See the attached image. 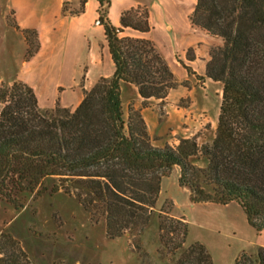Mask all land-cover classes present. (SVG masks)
Returning a JSON list of instances; mask_svg holds the SVG:
<instances>
[{"label": "trees", "instance_id": "1", "mask_svg": "<svg viewBox=\"0 0 264 264\" xmlns=\"http://www.w3.org/2000/svg\"><path fill=\"white\" fill-rule=\"evenodd\" d=\"M71 1L63 4L64 16L84 13L87 0ZM97 1L114 71L85 91L75 109L42 108L23 81L0 88V206L10 204L18 213L46 191L73 195L93 224L105 221L109 238L130 235L139 258L146 254L143 235L156 214L161 258L214 264L204 244L185 245V218L157 211V201L163 178L178 166L179 184L190 189L192 202H237L248 223L264 232V0L196 1L192 23L222 41L211 50L205 73L222 84V100L212 141L200 145L196 137L183 138L176 147L155 146L140 110L131 104L126 117L123 108L122 82L138 88L143 105L165 99L178 84L152 40L122 35L125 29L151 30L147 7L124 10L117 27L108 17L111 0ZM22 31L30 59L40 48L38 31ZM200 160L206 164H196ZM48 178L58 183L48 188ZM4 237L16 247L15 264L21 257L30 264L19 242ZM235 264H264V246L242 253Z\"/></svg>", "mask_w": 264, "mask_h": 264}, {"label": "crops", "instance_id": "2", "mask_svg": "<svg viewBox=\"0 0 264 264\" xmlns=\"http://www.w3.org/2000/svg\"><path fill=\"white\" fill-rule=\"evenodd\" d=\"M0 1L3 2L0 12V31L2 30L0 40L4 42V47L6 48L7 43L9 47L12 46L15 39L12 27L5 23L8 12H13L14 22L20 30H37L40 41L38 52L30 59H26L24 55L27 43L20 32L22 37L18 38L23 52L14 56L11 54L15 62L20 63L19 69L14 78L8 82H1L0 88L15 81H23L33 88L42 108H53L55 104H59L75 109L85 95L81 94L78 87L80 79L91 80L112 75L114 65L105 41L103 26L98 22L97 0H87L84 13L71 17L62 13L64 2L70 0ZM196 1L111 0L108 17L117 27L120 26V16L124 10L138 6L147 7L151 30L140 33L125 29L122 35L152 40L170 65L177 80L189 82V86L184 89L171 90L165 99H148L147 105H143L144 99L134 84L128 82L121 84L123 108L127 106L128 109L132 104L135 109L140 110L153 144L157 147L165 145L176 147L181 139L191 137H196L199 142L203 139L201 143L204 144L210 143L218 125L222 85L208 78L205 73L211 49L221 46L222 41L192 23L190 17ZM189 51L193 52L192 59L188 58ZM186 67H190L192 72ZM196 76H200L201 79H194ZM63 86H69L71 90L68 92L65 89L64 91H67L64 93L65 96L62 94L58 99V88ZM84 87L88 91L93 86ZM188 95L191 96L192 103L185 108L180 100ZM206 123L210 124V128H204L206 133H203L202 128ZM196 164L204 166L206 162L200 160L196 161ZM179 177L180 168L176 166L163 178L157 207H162L165 202L170 201L173 206L170 214L184 217L188 222V236L195 220L189 217L186 209L206 208L211 212L224 214L222 210L229 206H239L237 202L225 205L192 202L190 189L179 184ZM220 207L223 209H218ZM260 235L264 236V232ZM259 246H264V241L259 242Z\"/></svg>", "mask_w": 264, "mask_h": 264}, {"label": "rangeland", "instance_id": "3", "mask_svg": "<svg viewBox=\"0 0 264 264\" xmlns=\"http://www.w3.org/2000/svg\"><path fill=\"white\" fill-rule=\"evenodd\" d=\"M2 3L0 1V12L3 8ZM5 23L12 27L15 39L12 41V46L9 47V43H7L6 48L4 42L0 40V78L5 76L0 79V84L8 82L9 79L16 76L20 63H16L13 56L23 52L18 36L22 37L23 35L25 38L23 31L14 22L13 12H8ZM1 32L2 30L0 34ZM190 53L193 54V52ZM25 56L26 53L24 58ZM99 79H80L78 87L81 94H85V85L87 87L94 86ZM194 79L200 80L201 77L196 76ZM177 81L178 84L173 89H184L189 86L188 81ZM219 85L222 84L219 83ZM58 89V99L62 94L71 90L69 86ZM65 89L67 91H64ZM180 103L185 108L190 106L191 96L182 97ZM1 106L0 102V108ZM124 112L127 117L129 114L127 106H125ZM204 128H210V124L206 123L202 128L203 133H206ZM203 138L205 139V137ZM202 140L199 142L197 139V142L203 145ZM56 183H58L56 178L46 180L48 188ZM161 208L170 211V213L173 210L169 201L165 202L162 207H157V210ZM185 211L190 218L195 220L191 225L190 235L185 245L189 246L197 241L204 244L210 252L214 264H235V260L242 253L254 254L259 247V242L264 241V236L258 234L248 223L240 205L229 206L222 210L224 214L222 212L217 214L206 208H188ZM4 236H11L17 243L19 242L30 264H174L171 259L161 258L158 252V217L156 214L152 216L143 235L146 254L143 258H139L132 250L130 235L109 238L106 234L105 221L93 224L90 214L78 200L73 195L65 194L62 191L56 193L46 191L35 198L31 197L28 205L18 213L15 212L12 205L1 204L0 243L6 252L5 254L0 253V257L4 256L7 261H13L9 264H15L16 254L14 257L12 253H16V247ZM19 261L21 264H26L23 257L19 258ZM3 262L5 261L0 260V264Z\"/></svg>", "mask_w": 264, "mask_h": 264}]
</instances>
